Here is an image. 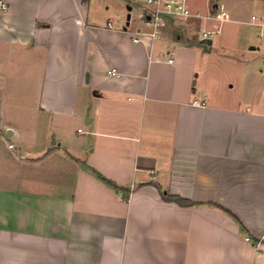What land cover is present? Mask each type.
Instances as JSON below:
<instances>
[{"label":"crops","instance_id":"1","mask_svg":"<svg viewBox=\"0 0 264 264\" xmlns=\"http://www.w3.org/2000/svg\"><path fill=\"white\" fill-rule=\"evenodd\" d=\"M1 1L0 264H264V0L190 6L253 28L237 57L214 23L154 40L92 0Z\"/></svg>","mask_w":264,"mask_h":264},{"label":"rangeland","instance_id":"2","mask_svg":"<svg viewBox=\"0 0 264 264\" xmlns=\"http://www.w3.org/2000/svg\"><path fill=\"white\" fill-rule=\"evenodd\" d=\"M209 0H188L189 6L200 8L201 12H204L206 10V5ZM91 14H100V23L106 24L107 22H110L112 27H123L127 22V16L130 15L129 24H128V30L134 31L137 28H141L143 32H147L148 27L144 24V15L147 12L148 6L145 4V2L141 0H92L91 1ZM128 7H130V10H128ZM93 11V13H92ZM246 17L243 18V20H247L249 17V13L245 15ZM213 24V22H209V24ZM214 25V24H213ZM194 28V27H193ZM238 28V29H236ZM186 29V28H185ZM228 29H236L240 30L244 33V31H247L250 29V31H253L251 26L245 25V24H223L222 30L219 36H216L213 38V45L210 47L212 49H219L221 48V54L223 55H231L233 57H237L238 55H242L246 50L247 47L243 45L244 35L240 34V40L236 42V45L233 43H228V41L233 40V37L237 36L236 32L233 34H228ZM194 30V29H192ZM244 30V31H243ZM180 33V32H179ZM190 36L193 37L195 32L190 31ZM177 32L174 33L176 36ZM180 38L183 42H188L190 39H188V34H181ZM193 35V36H192ZM264 36V34H263ZM199 40V39H198ZM219 40H222V45L218 47ZM199 42V41H197ZM204 45V44H202ZM206 45H204L203 48H205ZM234 46V47H233ZM259 47L262 51H264V43L263 45H256ZM209 47V46H207ZM212 53V52H211ZM226 73H228V78L230 79V83H234V89L233 92H239L241 87V82L237 80L238 78H235L234 75L229 74L230 71L227 70ZM199 85H200V79L201 76L199 75Z\"/></svg>","mask_w":264,"mask_h":264},{"label":"built area","instance_id":"3","mask_svg":"<svg viewBox=\"0 0 264 264\" xmlns=\"http://www.w3.org/2000/svg\"><path fill=\"white\" fill-rule=\"evenodd\" d=\"M148 6L147 12L144 15V24L148 27L147 32L141 30L136 32L138 36L149 37L151 39H158L161 32L169 25L176 23L182 25L184 28L194 29L197 21L213 22V26L201 25L197 29L198 38L203 42L213 40L221 33V25L230 20V16L222 3H216L212 7V11L207 15H200L193 13L190 9L188 0H141ZM0 9L5 10L6 4L0 0ZM253 19H257L253 17ZM260 21L264 26V16L260 17ZM194 27V28H193ZM140 39L135 38L138 42ZM166 63H173V54L167 52ZM156 60H159L156 58ZM262 101L264 102V96ZM205 99L192 102L193 106L204 107ZM246 240L250 241L249 238ZM260 244V241L256 243Z\"/></svg>","mask_w":264,"mask_h":264},{"label":"trees","instance_id":"4","mask_svg":"<svg viewBox=\"0 0 264 264\" xmlns=\"http://www.w3.org/2000/svg\"><path fill=\"white\" fill-rule=\"evenodd\" d=\"M163 198L167 201H173V202H177L179 204H187V205H191L192 202H188V201H184V200H181L180 198H177V197H173V196H170V195H163ZM221 210H223L224 212H226L227 214L231 215L233 218L237 219V217L232 213L230 212L229 210L223 208V207H219Z\"/></svg>","mask_w":264,"mask_h":264},{"label":"water","instance_id":"5","mask_svg":"<svg viewBox=\"0 0 264 264\" xmlns=\"http://www.w3.org/2000/svg\"><path fill=\"white\" fill-rule=\"evenodd\" d=\"M128 10H130V7H128ZM130 19V15L127 16V24H128V21ZM203 43L207 44V45H210L212 43L211 40H207V41H203Z\"/></svg>","mask_w":264,"mask_h":264}]
</instances>
